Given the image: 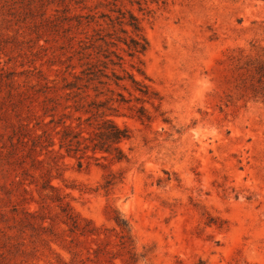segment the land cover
<instances>
[{"label":"rangeland","instance_id":"obj_1","mask_svg":"<svg viewBox=\"0 0 264 264\" xmlns=\"http://www.w3.org/2000/svg\"><path fill=\"white\" fill-rule=\"evenodd\" d=\"M96 2L87 4L110 12ZM66 4L70 16L88 11L73 0H0V264H129L117 216L130 227L135 264H264V0L126 5L149 47L134 58L117 51L161 100L144 103L145 122L134 107L105 108L132 134L127 159L105 168L29 139L36 116L80 114L62 98L44 115L37 92L68 55L67 21L48 18ZM44 178L58 190L43 191ZM66 203L99 235L71 233Z\"/></svg>","mask_w":264,"mask_h":264},{"label":"trees","instance_id":"obj_2","mask_svg":"<svg viewBox=\"0 0 264 264\" xmlns=\"http://www.w3.org/2000/svg\"><path fill=\"white\" fill-rule=\"evenodd\" d=\"M73 1L77 5L73 8L80 7L88 11L76 12L70 16L67 11L72 7L66 4L64 10L56 8V13L48 17L62 22L67 21L69 34L65 35L64 53L68 55L65 61L60 62L64 66L56 70V78L44 77L43 82L37 83V92L44 97L41 107L44 115H53L62 98L65 100L64 108H70L80 114L49 116L47 121H45L47 116H36L31 129L33 132L28 134L33 147L46 148L55 157L62 155L61 151L64 149L68 155L77 157L80 165L81 159L87 157L93 158L97 165L105 168L110 162L127 159L128 154L122 144L132 136L128 127L121 126L111 116L105 114V108L117 110L116 106L121 105H127L130 109L134 107L136 117L145 122L150 121L152 116L144 103L154 106L156 101L161 100L159 93L145 81L147 76L143 68L135 63L130 64V69L125 67L124 55L117 51L118 49L126 51L131 58L145 54L149 42L141 18L126 5L136 4L138 10L143 11L144 4L158 0H97L95 7L112 5L109 13L94 11L87 4L88 0ZM139 62L142 63V60L139 59ZM116 67L119 70H116ZM134 70L144 75V79H137ZM114 86L127 91L130 97H126ZM133 100L137 104H131ZM29 118L31 123L33 118ZM55 144H58L56 150L52 147ZM113 182L114 177L108 179L105 186ZM48 189L58 190L50 183L47 184V179L44 178L42 190ZM46 196L54 198L50 194ZM59 206L64 212L63 221L71 233L77 232L86 239L99 235L92 221L80 217L69 204ZM115 221L118 226L119 245L129 253L127 262L135 264L138 256L130 227L123 218L117 216ZM87 251L90 254L91 251L96 252V249L88 247ZM196 264L203 262L199 261Z\"/></svg>","mask_w":264,"mask_h":264}]
</instances>
